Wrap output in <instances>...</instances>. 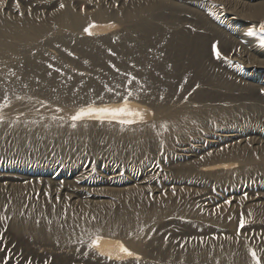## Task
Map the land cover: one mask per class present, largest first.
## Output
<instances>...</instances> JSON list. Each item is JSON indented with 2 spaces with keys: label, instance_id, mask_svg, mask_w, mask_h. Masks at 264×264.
Wrapping results in <instances>:
<instances>
[{
  "label": "rangeland",
  "instance_id": "obj_1",
  "mask_svg": "<svg viewBox=\"0 0 264 264\" xmlns=\"http://www.w3.org/2000/svg\"><path fill=\"white\" fill-rule=\"evenodd\" d=\"M182 2L179 0V3ZM61 3L65 5L64 8L59 7ZM143 3L144 0H21L19 11L24 13L23 16L13 8V0H7L6 6L0 7L1 22H18L26 27H37L43 32L32 45L16 43L19 50L16 55L10 51L0 53L3 55L0 56V71L3 66L8 67L15 74L13 78H17L20 84L18 92L21 95L15 107L27 114L24 118H15L16 121L6 118L0 120V217L9 218L0 219V234H3L0 261L5 256H11L9 264H27L29 259L31 264H194L179 258L188 255L200 258L201 255H213L230 248L251 259L248 249L254 248L264 262V251H261L264 249V240L261 239L264 235V207L259 208V204L257 207L249 206L253 204V198L264 192V170L233 183L234 189L215 184L209 171L193 170L192 175L190 173L191 179L178 180L176 169L181 163L186 164L194 159L197 162L204 161L205 156L196 152L199 146L207 148L209 145L210 139L204 130L192 137L174 139L172 149H166L161 144L157 150L141 149L135 153L129 151L130 141L122 135L117 137L116 130L112 132L117 138L110 140L103 127L106 124L126 128L143 125L153 119V109L146 103L139 106L128 103L130 109L143 113L142 120L137 116L119 117L136 120L134 124L122 125L114 120L100 121L94 118L76 122H88L96 127L91 142L82 139L69 128L73 123L70 116L77 109L89 104L95 106L102 101L99 96L93 97L95 95L86 100L90 92L86 88L83 91V86L104 78V67L108 70L117 68V59L113 57L115 52L107 50V46H113L120 63L125 65L121 67L123 74L129 75L130 68L135 66V61H129L125 48L129 47V38L134 35H131L130 29L136 22L123 20L119 15L130 10L132 5ZM209 6H201L200 10L213 22L224 27L225 19ZM64 9L84 19L73 27H66L59 21ZM99 12H104L105 17H99ZM156 14L148 17L145 22L167 29L169 26H165ZM185 23L189 26L186 25V28L199 31L186 21L183 25ZM244 24L247 26L245 35L257 37L256 44L264 51V33L260 32L259 35L250 23ZM89 25H94L90 28L91 35L84 32ZM178 27L180 25L168 29ZM123 32L129 36L128 39ZM140 33L141 36L145 34L142 30ZM90 48L98 51L100 57H94ZM216 50L211 47L205 52L203 62L207 71L210 70L208 72L227 68L234 69L240 75L245 74L244 66L220 49V56L217 57ZM183 58L179 60L182 62L185 60ZM50 72L64 82L66 77L70 79L76 84V91L71 92L69 97H62L63 92L54 83L48 84L40 78ZM13 82L11 78L0 74V91L5 89L11 93L13 89L9 88ZM200 88L194 84L183 94V101L191 105ZM94 92H97L96 89ZM4 95L0 92V112L11 102L9 98L5 101ZM240 101L242 104L233 108L234 113L239 111L236 117L240 118L235 127H252L264 131V126L259 123L262 109L255 108L250 101ZM48 117L58 122L48 123ZM52 126L64 128L53 129ZM182 148L196 152L198 156L191 155L190 151L183 153ZM237 166V162L230 165L231 169ZM135 188L144 195L147 207L160 204L169 192H172L175 201L173 213L145 225L141 237L146 246L144 253L134 251L121 233L110 235L94 232L74 239H57L46 235L33 236L15 228V225L21 226L26 222H33L39 227L52 226L57 222L67 232L76 227L79 231L78 222L82 213L85 212L92 221L94 218L90 212L100 208L101 216L108 217L111 208L135 201L126 195L127 190ZM245 194L249 196L245 198ZM214 197H229L215 209L216 215L221 211L230 215L223 227L211 223L206 217L212 213L211 208L215 207L211 204ZM241 214L245 225L238 232ZM97 237L99 243L92 245ZM121 244L133 255L122 252Z\"/></svg>",
  "mask_w": 264,
  "mask_h": 264
},
{
  "label": "bare ground",
  "instance_id": "obj_2",
  "mask_svg": "<svg viewBox=\"0 0 264 264\" xmlns=\"http://www.w3.org/2000/svg\"><path fill=\"white\" fill-rule=\"evenodd\" d=\"M181 1L183 2L179 3V0H144L142 5H137L138 3L132 5L130 10L119 15L123 20L128 19L136 22L130 29L131 35H134L129 38V47L125 48L129 61H135V66L130 68L129 75L123 74L121 67L125 65L122 66L123 63H120L119 55L113 50V46L109 45L106 48L115 52L113 57L117 59L115 63L117 68L108 70L107 67H104V78L94 81L93 84L86 87L83 86V91L86 88L87 92H92V94L88 93L86 100H90L89 98L93 95H95L93 97H101L102 101L97 102L95 106H119L123 104V97L131 92V96L128 98L129 104L139 106L141 103H146L153 109V119L143 125L126 128L108 124L103 126L107 130L110 140L114 141L118 135L129 140L131 146L129 151L132 153L141 149L157 150L156 148H160L161 144L166 149H172L174 139L190 135L192 137L198 131L204 130L210 139L209 145L207 148L199 146V150L196 151L205 156L204 161L197 162L194 159L186 164L181 163V166L176 169L178 180L191 179L193 170L196 172L209 171L208 173L213 177L215 184L227 189H234L233 183L236 184L252 173L264 170V131L254 130L250 126V128L237 129L235 126L240 118L236 117V113L239 111L236 113H234L235 110L233 111V108L242 104L240 100L245 103L250 101L254 103L255 108L262 109L259 123L264 126V91H262L264 90V51L256 44L257 37L251 38V36L245 35L247 26L244 24V22L250 23L256 32L261 34L258 24L264 19V0ZM209 5L225 19L224 27L213 22L200 10L201 6ZM166 11L173 13L167 15ZM155 13H157L156 17L163 20L165 26H169L168 28L177 25L180 27L169 30L145 22ZM97 15L105 17L104 12H99ZM83 19L75 17L65 10L61 13L59 21L66 27H73ZM184 21L195 26L199 31L194 32L193 29L186 28L187 23L183 25ZM187 27L189 26L187 25ZM140 30L145 34L141 36ZM42 33V30L37 27H26L18 22L0 21V53L10 51L16 55L19 51L16 43L32 45L42 36ZM122 34L128 39L129 36L125 32ZM214 45L236 63L244 66L245 74L240 75L234 72V69L227 70V68L208 72L210 70L207 71L203 60L207 48L211 49ZM89 51L94 57H100V53L93 48H90ZM0 56L3 57L2 54ZM113 57L111 56V58ZM182 58L185 60L181 62ZM7 69L8 67L3 66L0 74L14 81L9 88L13 90L11 93L5 89L0 91L11 101L7 108L1 110L0 117L16 121L15 118H22L20 116L24 118L27 114L15 107L18 105V97L21 95L18 92L20 84H18L17 78H13L15 75L13 71ZM133 77L135 80L129 84L128 81ZM40 78L48 84L54 83L55 87L63 92L62 97L64 98L69 97L71 92L77 89L76 84L70 79L66 77L65 84L63 79H58L55 73H45ZM194 84H198L202 88L196 90L197 95L195 94L193 103L188 101V103H192L188 105L183 101V94ZM92 87L97 92L93 93ZM108 89L113 91H108ZM116 92L120 95H115ZM47 121L48 123L58 122L57 119L50 117L47 118ZM0 126L2 125L0 124ZM52 127L53 129L64 128L63 126ZM69 128L84 140L90 142L94 140L92 133L96 127L91 123L84 122L76 124L75 127L71 124ZM213 129L216 132L211 131ZM113 130H116L117 137L113 135ZM181 151H184L183 153L190 151L191 155L198 156V153H193L186 148H182ZM234 162H237L238 166L231 169L230 165ZM253 194L255 195V193ZM126 195L135 201L132 200L129 205L111 208L108 217L101 216L100 208L90 212V216L94 218L92 221L89 220L90 218L88 219L85 212L82 213L78 222L79 231L76 227L67 232L57 222L52 226L43 227H39L33 222H26L21 226L15 225V228L33 236L46 235L49 238L57 239H74L77 236H86L94 232L110 235L121 233L134 251L144 253L146 246L141 237L145 225L173 213L175 201L172 192H169L160 204L147 207L144 195L139 189H129ZM220 198L212 199L211 204L215 207L211 208L212 213L206 217L211 223L223 227L230 215L223 211L216 215L215 209L219 208L222 201L229 197ZM252 200L253 204L249 206L256 205L257 207L259 204V208L264 207V192ZM179 259L194 264L200 262L206 264H217V262L219 264H252L249 257L246 258L230 248L213 255L204 254L200 258L188 255Z\"/></svg>",
  "mask_w": 264,
  "mask_h": 264
},
{
  "label": "snow or ice",
  "instance_id": "obj_3",
  "mask_svg": "<svg viewBox=\"0 0 264 264\" xmlns=\"http://www.w3.org/2000/svg\"><path fill=\"white\" fill-rule=\"evenodd\" d=\"M6 4H7V0H0V7L6 6ZM12 6L15 10H17V12L21 16L24 15L23 12L19 11L21 8V0H13ZM59 7L64 8L65 5L63 3H61L59 5ZM29 14H31V7H29ZM93 26L94 25H89V27H86L84 29V32L91 35L90 28ZM259 29H260L261 33H264V21L260 22ZM213 47L216 48L215 45ZM216 55H217V57L220 56V52L218 49L216 50ZM134 80H135V77H133L131 80H129L128 83L132 84ZM108 91H113V90L108 89ZM262 91H264V90H262ZM114 94L117 96L120 95L118 92H116ZM130 96H131V92H129L126 96H124L123 97V104L119 107H95V106H93V104H89L87 106L80 107L79 109H77L75 111L74 114H72L70 116V120L73 122L72 126L75 127L76 122L81 121L84 118H94V119H97L100 121H104L105 119H108L109 121L114 120L117 123L122 124V125L134 124L137 121L133 120V119H119V117L121 115L137 116L142 120L143 119V113L140 110H133V109H130L128 107V98ZM161 98H163V97H161ZM7 99H8V97L5 96L4 100L7 101ZM41 106H43V104ZM2 119H3V117H0V120H2ZM246 195L247 194H245V198H246ZM57 199H59V198H57ZM226 203H230V201H226ZM5 210H7V205H5ZM0 219H9V218L8 217H0ZM244 225H245V220L243 218V214H241L240 224H239V228L237 231L239 232V230L242 229L244 227ZM261 239L264 240V235L261 236ZM0 243H3V234H0ZM98 243H99V237H97L96 239H94L92 241V245H95ZM92 245H89V246L91 247ZM4 250L7 251V248L5 247ZM120 250L122 252L127 253L129 256L133 255V253L129 249L124 247L122 244L120 245ZM248 251H249V255L251 256L252 264H262V258L260 255H258L257 251L254 248H249ZM261 251H264V249H262ZM10 259H11V256H5L3 261H0V264H9ZM27 264H31L30 259L28 260ZM45 264H47V262H45ZM217 264H219V262H217Z\"/></svg>",
  "mask_w": 264,
  "mask_h": 264
}]
</instances>
